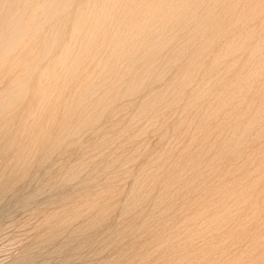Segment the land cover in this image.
<instances>
[{"label": "rangeland", "instance_id": "1", "mask_svg": "<svg viewBox=\"0 0 264 264\" xmlns=\"http://www.w3.org/2000/svg\"><path fill=\"white\" fill-rule=\"evenodd\" d=\"M0 264H264V0H0Z\"/></svg>", "mask_w": 264, "mask_h": 264}]
</instances>
